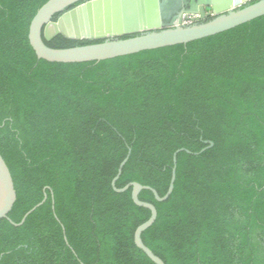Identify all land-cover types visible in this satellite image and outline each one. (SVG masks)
<instances>
[{"label":"trees","instance_id":"16d2710c","mask_svg":"<svg viewBox=\"0 0 264 264\" xmlns=\"http://www.w3.org/2000/svg\"><path fill=\"white\" fill-rule=\"evenodd\" d=\"M46 1L0 0V154L16 191L8 217L19 222L46 194L21 225L0 219V264H155L133 240L150 211L111 181L130 148L115 186L162 196L173 153L204 140L213 145L177 152L166 200L139 192L157 211L142 241L165 264H264V15L185 44L65 63L29 43Z\"/></svg>","mask_w":264,"mask_h":264},{"label":"water","instance_id":"95a60500","mask_svg":"<svg viewBox=\"0 0 264 264\" xmlns=\"http://www.w3.org/2000/svg\"><path fill=\"white\" fill-rule=\"evenodd\" d=\"M79 1L82 0H47L37 9L29 24L28 39L38 58L65 63L109 59L147 49L185 44L264 15V0L252 3L251 0H84L74 5ZM56 14L59 15L54 20ZM58 34L71 39L102 41L66 48L46 45L44 40L49 41ZM204 142L207 145L198 152L179 148L173 153L170 181L162 196L154 188L134 181L120 188L115 186L130 148L111 181L116 192L131 187L133 202L150 211L148 219L135 228L133 240L155 264L165 263L145 245L141 233L154 222L157 211L154 204L141 200L138 194L142 189H148L157 201L166 200L173 190L177 152L184 150L197 154L213 145L210 140ZM45 199L46 194L25 212L19 222L12 221L8 213L16 200V191L9 168L0 154V219L6 218L13 225H21Z\"/></svg>","mask_w":264,"mask_h":264}]
</instances>
